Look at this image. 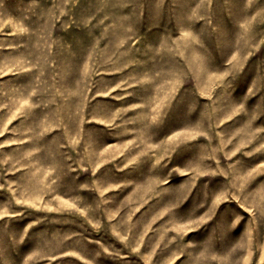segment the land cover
<instances>
[{"label": "rangeland", "instance_id": "1", "mask_svg": "<svg viewBox=\"0 0 264 264\" xmlns=\"http://www.w3.org/2000/svg\"><path fill=\"white\" fill-rule=\"evenodd\" d=\"M0 264H264V0H0Z\"/></svg>", "mask_w": 264, "mask_h": 264}]
</instances>
